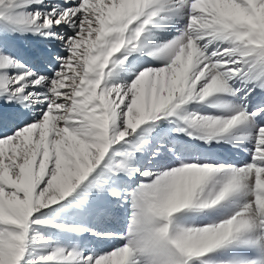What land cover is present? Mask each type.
<instances>
[{
  "label": "snow or ice",
  "instance_id": "1",
  "mask_svg": "<svg viewBox=\"0 0 264 264\" xmlns=\"http://www.w3.org/2000/svg\"><path fill=\"white\" fill-rule=\"evenodd\" d=\"M150 215L264 264V0H0V264H140Z\"/></svg>",
  "mask_w": 264,
  "mask_h": 264
},
{
  "label": "clouds",
  "instance_id": "2",
  "mask_svg": "<svg viewBox=\"0 0 264 264\" xmlns=\"http://www.w3.org/2000/svg\"><path fill=\"white\" fill-rule=\"evenodd\" d=\"M149 220L136 226L129 234L131 247L140 264H179L182 257L167 236L159 231L160 219L150 215Z\"/></svg>",
  "mask_w": 264,
  "mask_h": 264
},
{
  "label": "rangeland",
  "instance_id": "3",
  "mask_svg": "<svg viewBox=\"0 0 264 264\" xmlns=\"http://www.w3.org/2000/svg\"><path fill=\"white\" fill-rule=\"evenodd\" d=\"M71 199V197H69ZM59 206H54L53 209H50L48 211V214L42 219L48 220L51 224H69L71 221L61 217L59 214ZM37 232H39L44 238L49 239L53 245L63 247L65 246L67 236L66 232H61L58 229H54L51 227H45V228H39L37 229ZM85 236V234H83ZM33 254L38 253L41 251L40 248H34L31 250Z\"/></svg>",
  "mask_w": 264,
  "mask_h": 264
},
{
  "label": "bare ground",
  "instance_id": "4",
  "mask_svg": "<svg viewBox=\"0 0 264 264\" xmlns=\"http://www.w3.org/2000/svg\"><path fill=\"white\" fill-rule=\"evenodd\" d=\"M31 39L32 38H29V40H31ZM24 46L27 47V43H25ZM167 127H168L167 125H163L161 130L166 129ZM173 138H175V136H173ZM180 139L182 141H186L187 140V137H181ZM118 216H120L121 218H123L124 217V214L122 212H120V213H118ZM100 222L102 223L103 221L101 220ZM93 223H96V221L94 220V218H91L90 217L87 221L81 223L80 226H85V224H93ZM125 231H126V226H125ZM84 234H85V236L82 235V236L74 237V238L75 239H79L81 241L87 240L88 239V233H84ZM68 238L69 237H68V234H67V236L65 237V239L68 240Z\"/></svg>",
  "mask_w": 264,
  "mask_h": 264
}]
</instances>
